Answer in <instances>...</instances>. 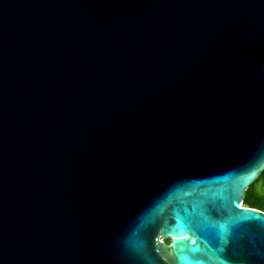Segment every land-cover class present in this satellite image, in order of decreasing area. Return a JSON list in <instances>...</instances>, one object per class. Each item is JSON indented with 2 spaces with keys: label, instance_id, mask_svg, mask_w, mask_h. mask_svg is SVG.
<instances>
[{
  "label": "water",
  "instance_id": "1",
  "mask_svg": "<svg viewBox=\"0 0 264 264\" xmlns=\"http://www.w3.org/2000/svg\"><path fill=\"white\" fill-rule=\"evenodd\" d=\"M263 170L264 0H0V264H264Z\"/></svg>",
  "mask_w": 264,
  "mask_h": 264
},
{
  "label": "trees",
  "instance_id": "2",
  "mask_svg": "<svg viewBox=\"0 0 264 264\" xmlns=\"http://www.w3.org/2000/svg\"><path fill=\"white\" fill-rule=\"evenodd\" d=\"M243 206L264 212V170L245 191Z\"/></svg>",
  "mask_w": 264,
  "mask_h": 264
}]
</instances>
